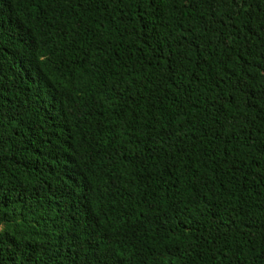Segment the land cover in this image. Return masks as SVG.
Returning a JSON list of instances; mask_svg holds the SVG:
<instances>
[{"label": "trees", "instance_id": "obj_1", "mask_svg": "<svg viewBox=\"0 0 264 264\" xmlns=\"http://www.w3.org/2000/svg\"><path fill=\"white\" fill-rule=\"evenodd\" d=\"M0 264H264V0H0Z\"/></svg>", "mask_w": 264, "mask_h": 264}]
</instances>
